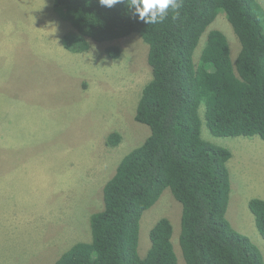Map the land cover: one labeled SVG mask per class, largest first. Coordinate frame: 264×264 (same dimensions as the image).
<instances>
[{
    "label": "trees",
    "instance_id": "trees-1",
    "mask_svg": "<svg viewBox=\"0 0 264 264\" xmlns=\"http://www.w3.org/2000/svg\"><path fill=\"white\" fill-rule=\"evenodd\" d=\"M130 3L109 8L99 0H54L76 30L64 37L68 49L82 52L89 39L138 33L149 44L153 74L136 111L150 135L106 182L104 207L90 217L92 239L73 244L55 264H179L167 216L151 228L150 248L140 253L142 217L167 189L182 204L179 243L186 264H264L258 245L227 215L233 153L202 136L205 116L216 136L264 139V6L259 0H178V17L169 9L153 25L139 20ZM222 13L240 41L235 59L227 34L210 29ZM204 34L206 45L196 57ZM121 53L118 45L107 47L110 57ZM121 138L111 132L107 144ZM249 205L264 237V198L253 197Z\"/></svg>",
    "mask_w": 264,
    "mask_h": 264
},
{
    "label": "rangeland",
    "instance_id": "rangeland-1",
    "mask_svg": "<svg viewBox=\"0 0 264 264\" xmlns=\"http://www.w3.org/2000/svg\"><path fill=\"white\" fill-rule=\"evenodd\" d=\"M211 28L227 34L235 59L240 41L223 13ZM75 31L54 0H0V264H55L76 242L90 241V217L104 207L106 182L151 132L136 119L153 76L149 44L133 33L89 39V48L76 52L64 39ZM206 42L204 34L196 57ZM111 45L121 48L120 57L107 54ZM202 120V136L233 153L228 218L264 255L249 205L264 195V139L216 136ZM115 131L122 138L110 146L107 136ZM164 216L174 225L179 264H186L182 204L169 189L142 217L140 253H147L150 230Z\"/></svg>",
    "mask_w": 264,
    "mask_h": 264
},
{
    "label": "clouds",
    "instance_id": "clouds-1",
    "mask_svg": "<svg viewBox=\"0 0 264 264\" xmlns=\"http://www.w3.org/2000/svg\"><path fill=\"white\" fill-rule=\"evenodd\" d=\"M100 4L111 8L122 0H99ZM181 4L178 0H131L130 8L133 9V14L137 15L139 20L146 24L162 23L168 16V11L171 9L176 19L179 15L178 9Z\"/></svg>",
    "mask_w": 264,
    "mask_h": 264
},
{
    "label": "crops",
    "instance_id": "crops-1",
    "mask_svg": "<svg viewBox=\"0 0 264 264\" xmlns=\"http://www.w3.org/2000/svg\"><path fill=\"white\" fill-rule=\"evenodd\" d=\"M261 197L264 198V195H262ZM261 197H260V198H261ZM240 231H241V230H240ZM243 233H244V232H243ZM248 236H249V235H248ZM250 238H251V237H250Z\"/></svg>",
    "mask_w": 264,
    "mask_h": 264
}]
</instances>
